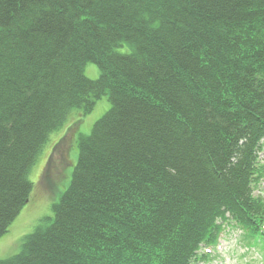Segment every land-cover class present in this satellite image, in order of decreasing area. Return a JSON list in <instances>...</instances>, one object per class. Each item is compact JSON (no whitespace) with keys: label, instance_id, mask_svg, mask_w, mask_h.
<instances>
[{"label":"trees","instance_id":"obj_1","mask_svg":"<svg viewBox=\"0 0 264 264\" xmlns=\"http://www.w3.org/2000/svg\"><path fill=\"white\" fill-rule=\"evenodd\" d=\"M57 132L70 186L5 264H190L231 220L259 244L264 0H0V237Z\"/></svg>","mask_w":264,"mask_h":264},{"label":"rangeland","instance_id":"obj_2","mask_svg":"<svg viewBox=\"0 0 264 264\" xmlns=\"http://www.w3.org/2000/svg\"><path fill=\"white\" fill-rule=\"evenodd\" d=\"M85 74L98 78L99 69L94 63L86 65ZM100 106L86 116L82 130L89 131L92 124L106 111L108 100L104 98ZM71 149H67L68 140L62 132H57L51 137L50 143L39 156L30 178L34 182L31 192V200L10 224L8 231L0 237V264H5L15 254L22 251L26 240L36 235V231L43 227L53 218V204L58 202L61 194L70 186L73 170L78 158V141L74 136ZM69 144V143H68ZM264 157V153L262 154ZM263 194H264V183ZM241 230H229L219 240V245L211 249V254L217 257L208 259L204 264H264V247L260 244L244 254L246 248L251 249V240H243L241 243ZM242 244V245H241ZM262 249V250H261ZM252 253V254H251Z\"/></svg>","mask_w":264,"mask_h":264},{"label":"clouds","instance_id":"obj_3","mask_svg":"<svg viewBox=\"0 0 264 264\" xmlns=\"http://www.w3.org/2000/svg\"><path fill=\"white\" fill-rule=\"evenodd\" d=\"M264 183V178L260 181V183L257 185V191L256 193H260L264 196L263 194V186L262 184ZM31 195V194H30ZM31 200V198H29V200L27 201V203ZM20 213V212H19ZM228 216H230V213H227ZM230 217H228L229 219ZM241 230V235L240 238L243 237V235H247L250 232V229L248 228H244L241 225H239L237 222H235L234 220H231V222L229 224H225V228L223 231V233L220 235V237L218 238V242H220L219 240L221 239V237L223 236V234H225L227 231L229 230ZM215 249V246H210V245H205V244H201L199 250L196 252L198 255V258L195 260H192L190 262V264H204V262H206L211 256H213L214 254H211V249ZM253 252V250H252Z\"/></svg>","mask_w":264,"mask_h":264}]
</instances>
